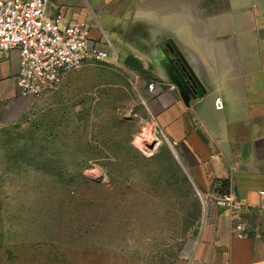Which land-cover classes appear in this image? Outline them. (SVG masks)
Listing matches in <instances>:
<instances>
[{
	"label": "rangeland",
	"instance_id": "1",
	"mask_svg": "<svg viewBox=\"0 0 264 264\" xmlns=\"http://www.w3.org/2000/svg\"><path fill=\"white\" fill-rule=\"evenodd\" d=\"M115 48L0 123V264L183 263L200 195Z\"/></svg>",
	"mask_w": 264,
	"mask_h": 264
},
{
	"label": "crops",
	"instance_id": "2",
	"mask_svg": "<svg viewBox=\"0 0 264 264\" xmlns=\"http://www.w3.org/2000/svg\"><path fill=\"white\" fill-rule=\"evenodd\" d=\"M46 10L86 20L92 42L142 64L144 72L129 68L150 114L144 122L172 146L200 195L201 223L182 264H264V0H48ZM20 62L18 50L0 53V123L25 107ZM180 63L196 94L176 85L188 79ZM228 191L242 204L245 237L214 202Z\"/></svg>",
	"mask_w": 264,
	"mask_h": 264
},
{
	"label": "built area",
	"instance_id": "3",
	"mask_svg": "<svg viewBox=\"0 0 264 264\" xmlns=\"http://www.w3.org/2000/svg\"><path fill=\"white\" fill-rule=\"evenodd\" d=\"M47 1L0 0V53L19 51L21 62L16 83L18 94L24 98H37L57 90L67 72L88 61L119 62L111 43L92 42L91 26L86 20L64 21L62 14L50 15ZM155 86L152 82L148 89ZM175 88V84L170 85V89ZM215 107H224L221 97L215 99ZM214 202L229 210L235 235L245 237L247 223L240 215L242 204L235 194L231 191L217 194Z\"/></svg>",
	"mask_w": 264,
	"mask_h": 264
},
{
	"label": "water",
	"instance_id": "4",
	"mask_svg": "<svg viewBox=\"0 0 264 264\" xmlns=\"http://www.w3.org/2000/svg\"><path fill=\"white\" fill-rule=\"evenodd\" d=\"M180 66L183 69V73H184L185 78L187 77L188 79H187V83L186 84L175 80L176 85L182 90L183 93L187 94L188 93L187 91H188V88H189L190 91H192L194 94H196L198 90L196 88V82L194 81L193 76L189 74L187 68L184 67L181 63H180ZM190 94H191V92H190ZM155 143L156 142H153V145Z\"/></svg>",
	"mask_w": 264,
	"mask_h": 264
},
{
	"label": "trees",
	"instance_id": "5",
	"mask_svg": "<svg viewBox=\"0 0 264 264\" xmlns=\"http://www.w3.org/2000/svg\"><path fill=\"white\" fill-rule=\"evenodd\" d=\"M128 67L136 69L140 72H144L142 64L137 61L134 57H129L126 61Z\"/></svg>",
	"mask_w": 264,
	"mask_h": 264
}]
</instances>
